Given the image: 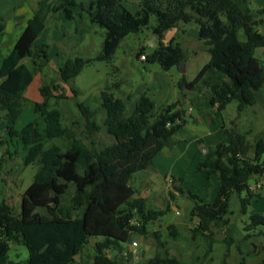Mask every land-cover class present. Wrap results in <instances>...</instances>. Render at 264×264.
<instances>
[{
  "label": "trees",
  "instance_id": "obj_1",
  "mask_svg": "<svg viewBox=\"0 0 264 264\" xmlns=\"http://www.w3.org/2000/svg\"><path fill=\"white\" fill-rule=\"evenodd\" d=\"M77 0H39L37 8L25 21L9 51L0 58V131L5 141L20 146L22 164L37 163L31 183L21 194L17 211L6 198L0 199V264H23L9 258V244H22L27 249L24 264H118L125 258V244L133 233L148 234V225L170 210L146 209L143 198L135 197L131 184L133 175L152 167L153 158L172 144L173 136L182 132L187 123V107L199 106L204 101L220 115L226 106L237 100L238 111L255 105L264 88V64L255 56V49L264 48V34L257 26L264 22V6L253 10L251 0H140L132 13L122 0H93L88 6ZM80 6L79 16L89 23L104 28V39L96 59L112 61L120 42L130 33L143 28L159 40L147 53L142 47L137 56H145L147 63H158L163 71L180 65L186 52L174 38L161 41L165 31L180 25L194 23L198 40L202 42L209 59L193 79L184 76L176 82L178 97L173 103L157 108L145 94L140 95L131 114L126 113L127 97L116 96L114 89L120 81L99 92L94 109L78 100V90L69 85L78 118L64 125L61 111L52 107L43 86L42 101L34 103L35 117L21 128L16 127L25 97V89L33 77L48 61L49 45L37 46L35 40L46 26V18L61 11L66 19H74V7ZM155 22L149 26L150 17ZM0 18V33L5 23ZM243 29L245 40L237 31ZM28 57L31 66L23 62ZM93 58L67 56L58 67V76L66 85L77 76ZM103 111L101 121L96 115ZM43 119L40 126L38 118ZM82 123L81 136L75 125ZM104 131L112 142L97 144L95 134ZM222 139L209 147L195 165V171L205 180L215 176L218 191L213 201L187 192L192 205L188 219L192 238L205 244L203 259L211 260L213 245L226 244L220 264H229V247L234 243L231 235L218 238V228L229 225L230 201L235 194L239 199L240 213L245 214L250 200L257 196L250 180L264 177V132L251 139L248 131L222 127ZM64 137L66 147L58 144L45 146L48 140ZM18 153L7 146L0 155V170L6 157ZM182 192L181 188H176ZM262 227L264 213H253L244 226L246 240ZM167 238L181 239L176 227L166 225ZM259 232V231H258ZM260 233V232H259ZM154 254L145 264H187L174 254L161 232L155 230ZM100 236L93 243V253L86 254L90 238ZM239 248V247H238ZM240 253L241 250L239 249ZM113 252L115 254L113 255ZM239 264H245L242 259ZM264 264V257L254 263Z\"/></svg>",
  "mask_w": 264,
  "mask_h": 264
},
{
  "label": "rangeland",
  "instance_id": "obj_2",
  "mask_svg": "<svg viewBox=\"0 0 264 264\" xmlns=\"http://www.w3.org/2000/svg\"><path fill=\"white\" fill-rule=\"evenodd\" d=\"M38 1L39 0H0V18H2V21L5 23L4 31L0 33V58L9 51L12 44L21 32L25 20L37 8ZM49 1L57 4L59 0ZM87 1L88 0H82L83 3ZM127 1L129 5H134L140 0ZM262 6H264V0L250 1V8L253 10H256ZM131 8L133 7L130 6V9ZM74 11L76 16L74 19L70 20L66 19L61 11L51 14L49 18H46V26L43 32L40 33L39 37H37L35 40V44L37 46L41 45L42 43H47L49 45L48 53L50 57L48 61L41 67V70L35 74L34 79L23 93L25 97V103L22 110L23 112L16 123L17 128H21L22 125L36 116L34 113V103L37 102L35 99H37L39 96H41L42 101L43 98L40 91L43 86L47 85V87L43 88V90H46V93L50 95L46 96L50 105L60 109L62 123L64 125H70L74 119L78 118V112L71 98H60L61 94L70 96L71 92L68 87L69 85L77 88L78 100L86 103L91 100L92 102L90 103L93 104L90 105L95 107V105L98 104V96L101 89H104L105 87H111L112 83L120 81L121 83L119 84V88L114 89L113 92L116 96H123V93L125 92H129L131 90L135 91L139 84L148 82L151 69L162 70L158 63H147L136 55L142 47L144 48L145 52L148 53L150 51V46L143 45L144 38L150 34V28L145 27L137 33H130L126 35L117 47L113 60L107 62L96 59V56L101 50V45L104 39V28L98 24H90L88 18L85 17V13H83L84 17H80L79 14L82 11L79 5L74 7ZM154 22L155 18L154 16H151L149 26L153 25ZM189 28L198 30L194 23L184 24V30H188ZM257 28L262 34H264V22L259 24ZM175 35L176 40L180 42L179 39H181L183 36V31L179 30ZM237 35L240 40H245L243 29H239L237 31ZM186 36L187 39L191 40L190 35L186 34ZM182 45L187 51L186 57L188 56L189 69L187 70L186 77L190 80L193 79L198 72L196 71L197 65L202 67L204 62H201L200 64L195 56L192 55L193 44L191 42L187 44L182 43ZM254 54L262 61V63H264V48H256ZM77 55L84 58H93V60L83 67L82 71L71 80L70 84L66 85L59 79L57 73L59 64L67 56L74 57ZM23 62L27 66H31L30 58H23ZM168 74L172 79H174V81H176L179 75L178 67H171L168 70ZM170 86L173 87L171 89V95L168 98L167 104L173 103L176 100V97L179 95L178 89L174 83L172 85L169 84L168 87ZM262 92V95L255 105L247 106L241 112L237 109V100H232L221 112L220 116L214 113L213 108L211 111L213 113L211 114V117L215 116V118H218L220 122H224L226 125L225 127H234L241 131H248V136L251 139L256 134L262 131L264 132V88L262 89ZM95 100H97V104ZM167 104H164V106ZM201 108L202 109L200 111V109L198 110L194 106H186L187 123L183 128L184 130L175 134L173 137L178 139H188L191 135L196 133L195 130L197 127L199 128L202 126L200 121L203 119V117L206 121H208L209 115H206L203 106H201ZM206 111H209L208 108ZM201 113L203 114L202 116ZM103 116L104 113L101 110L96 115L97 121H101ZM38 122L40 126H43L44 123L41 117L38 118ZM75 129L81 136V131L83 129L82 123L75 125ZM0 138L5 141L4 133L2 131H0ZM95 140L99 145L112 142V138L104 131L95 134ZM53 143L65 148L67 141L64 137H60L48 140L45 142V146H50ZM7 146L10 150L17 148L18 153L14 154L12 157L7 156L6 161L3 163V166L0 170V199H8V201L18 211L20 207L21 194L31 183L38 164L35 162L24 166L21 160L23 152L20 149V146H14V142H10V144L9 142L8 144H0V155ZM206 148L207 147H204L200 151L204 153ZM156 160L159 161L158 166H156V169L154 168L152 171L155 181L154 190H157L162 196V204L160 207L164 208L166 205L170 206V210L167 211L161 219L165 222H172L176 218L188 215V208L192 205V201L187 196V192L201 195L203 194L204 190L209 191L210 187L206 186V183H202L204 181L201 177H198V175L195 176V174L192 172V167L188 166L189 164L172 167V158L167 157L166 153H158ZM178 167L184 171L183 179L185 183L181 185V190L183 193H176L175 191L171 190L175 197L171 199L167 193L170 186L167 184V181L169 178L171 179L168 171L170 170L173 175H176L179 170ZM254 178H256V180H260L262 184L257 189L258 195L254 196L250 200V204L248 205L245 214L240 213L239 199L237 196L233 195L229 207L228 230L224 231V229H222L224 227L220 226L217 231L218 238L226 237L228 232L234 238V240L240 244L244 240V234L247 232L244 229V226L248 222L249 216L253 213H264V177L256 176ZM133 182L134 181H131V183ZM256 184L257 182L254 186H256ZM187 220L188 223L191 222L190 219ZM258 229L263 228L258 227ZM250 232L256 233V237L251 236L247 240L257 242V239H260V234L257 231V228ZM100 238V236H94L90 238L89 245L85 250L86 254H90V252L93 253V243ZM144 238L145 237L141 234L133 233L129 237L125 247L128 246L131 249V240L135 239L139 243V247L137 249L140 252L141 250H146L148 254L152 255L153 253H150V248ZM262 240L264 243V238ZM238 247V250L236 247H233L232 256L228 259L229 264H238L237 259L239 261L243 259L245 264H254L264 256V246L262 249H260L258 254L250 253L252 246L250 245L249 241L242 242L240 245H238ZM225 248L226 244L222 241H217L214 244V250L210 260L211 264L221 263ZM239 249L241 252H243V256L238 254L240 252ZM114 254L115 252H113V255ZM8 255L10 259L20 261L24 264L28 253L24 245L12 244L10 246Z\"/></svg>",
  "mask_w": 264,
  "mask_h": 264
},
{
  "label": "crops",
  "instance_id": "obj_3",
  "mask_svg": "<svg viewBox=\"0 0 264 264\" xmlns=\"http://www.w3.org/2000/svg\"><path fill=\"white\" fill-rule=\"evenodd\" d=\"M90 1H93V0H88L85 3H83L82 0H77L76 2L83 3L85 4L84 6L87 7ZM122 2L126 6V8L132 13H134L137 10L138 3H139L137 2V4L129 5L127 0H122ZM130 6L133 8L130 9ZM74 14L76 15L75 11H74ZM49 17L50 15H48V18ZM179 30L183 31V36L181 37V39H179L180 42L176 40V35H175ZM185 31L187 35L191 36V40L186 38L187 36L185 34ZM152 35L153 34L150 32L149 36L144 38L143 45L149 46L148 43L151 42ZM173 38L175 42H178L184 50L185 48L182 45V43L187 44L191 42L193 44L192 45V55L195 56V58L199 61L200 64L201 62H204L203 64H205L207 60L209 59V53L206 51V48L204 47L202 42L198 40V32L196 29L189 28L188 30H184V25H180L178 28L168 29L167 31L164 32L161 41L166 44V43H169L170 40ZM158 41L159 40L155 36V46H157ZM150 48H154V47H150ZM185 52L187 51L185 50ZM177 67L179 70L178 79L184 76L187 80H189L186 77L187 70L189 69L188 56L186 57V60L182 62L180 65H177ZM196 68H197L196 71H198L201 67L197 65ZM150 72L151 73H150L148 82L139 84L135 91L131 90L129 92L123 93V96L127 97V100L125 103L127 114H131L133 112L135 101L142 94H145L148 97H150L155 102V105L157 108L164 106V104H167L168 98L171 95V89L173 87V86H170V87L168 86L169 84L172 85L173 83L176 86L175 82L178 79L174 81V79H172L170 75L168 74V71L151 69ZM67 99H70V98H67ZM35 100L41 101V96L37 97V99ZM206 101H204L201 106H203V108L205 109L206 115H209L208 121H206L203 117V119L200 121L202 123V126L199 128L198 127L196 128L195 130L196 133L191 135L188 139H181V138L178 139L176 137H173L172 144L170 146L164 147L160 153H166L167 157L172 158V161H171L172 167L184 166L186 164L187 165L189 164L188 166L192 167L193 169L192 172L195 174V176L198 175V177H201L204 181L202 183H206L205 185L210 187L209 191L204 190L203 194L201 195L199 194V195L205 198L207 201L211 202L214 200L216 193L218 191L217 179L215 176H211L209 180H205L199 173L195 171V165L199 160L203 158V155L207 152V150H209V147L215 145L217 142H219L222 139L223 133L221 131V128L225 127L226 125L224 124V122L222 121L220 122L218 118H215V116L211 117V114H213L211 111L213 110L214 107H212L209 104V102L208 101L206 102ZM90 102L92 101L89 100L87 103L85 102V104L88 105L91 109H94L97 105H95V107L91 106L90 104H93V103H90ZM95 102L97 104V100H95ZM201 106H194V107L198 110L200 109L201 111L202 109ZM207 108L209 111H206ZM202 115L203 114L201 113V116ZM204 147H207V149L204 150L205 153H202L200 150ZM157 157H158V154L155 155V157L153 158L152 167L136 172L131 179V181H134L133 183H131L135 189L134 196L144 199L147 210L163 209L162 207H160L162 204V201H161L162 196L159 194L157 190H154L155 181H154V178H153L154 176L152 173L153 169L154 168L156 169V166H158L159 161L156 160ZM179 170H178V173H176V175H173L170 170L168 171L169 172L168 174L171 177V179L169 178L167 181V184L170 185L167 193L171 199L175 198L171 190L178 193L179 191H177L176 188H181V185L185 183L183 179L184 171H182L181 168H179ZM259 181L260 180H256V178H252L250 180V186L256 192H257L258 187L262 185L261 181L260 183ZM256 182L257 184L256 186H254ZM169 183H172V184H169ZM166 206H169V205H166ZM189 208H188V211H189ZM161 218L162 216L149 223L148 234L144 236L145 237L144 240L146 241L147 245L150 248V253L154 254V234L153 232L155 230H159L161 232V239L167 242V246L170 247L171 251L174 254L182 256L185 259L187 264H211L209 259H206V260L203 259V255L205 252V244L201 242L198 238H195V239L192 238L190 226L191 224L196 222V219H193L192 222L188 223V220H187L189 218L188 215L180 217V218H176L172 222H165ZM169 223H172L176 227L178 232L181 234V239L171 240L166 237L167 236L166 225ZM223 227L224 228L222 229L226 231L228 230L227 227L229 226H223ZM257 231L260 232L259 233L260 239L258 238L257 242L247 240V239L242 241V242L249 241L250 245L252 246V250L250 253H253V254L255 253L258 254L260 249H262L264 246V243L262 240L264 238V235L261 233L262 229L257 228ZM227 235H230V234L227 232ZM221 240L222 239H220V241ZM132 242H136L137 245L133 246ZM240 244L234 241V243L230 245L227 262H228V259L232 256L233 247H236L238 250V245ZM131 245H132L131 249L128 246L125 247V250H126L125 258L123 260H120L118 264H145L147 259L153 255V254L152 255L148 254L146 250H141L140 252L137 249L139 247V243L135 239L131 240ZM213 250H214V245H213ZM131 253H132V256H131ZM238 254H240V256H243V252L241 253L239 252ZM240 261L237 259L238 264Z\"/></svg>",
  "mask_w": 264,
  "mask_h": 264
},
{
  "label": "water",
  "instance_id": "obj_4",
  "mask_svg": "<svg viewBox=\"0 0 264 264\" xmlns=\"http://www.w3.org/2000/svg\"><path fill=\"white\" fill-rule=\"evenodd\" d=\"M148 44L150 47H155V35L154 34L151 37V42H149ZM204 153H205V151H204ZM9 245L11 246L12 244H9Z\"/></svg>",
  "mask_w": 264,
  "mask_h": 264
},
{
  "label": "built area",
  "instance_id": "obj_5",
  "mask_svg": "<svg viewBox=\"0 0 264 264\" xmlns=\"http://www.w3.org/2000/svg\"><path fill=\"white\" fill-rule=\"evenodd\" d=\"M140 58H141L142 60H144V59H145V56H144V55H141ZM132 245H133V246H136L137 243H136V242H132Z\"/></svg>",
  "mask_w": 264,
  "mask_h": 264
}]
</instances>
